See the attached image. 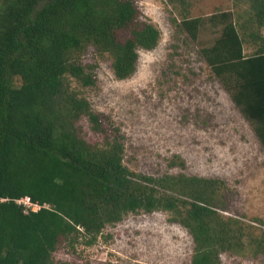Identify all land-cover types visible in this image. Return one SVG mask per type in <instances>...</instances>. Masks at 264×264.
<instances>
[{
  "label": "trees",
  "instance_id": "1",
  "mask_svg": "<svg viewBox=\"0 0 264 264\" xmlns=\"http://www.w3.org/2000/svg\"><path fill=\"white\" fill-rule=\"evenodd\" d=\"M242 1L245 20L213 15L219 35L200 54L264 148V0ZM3 2L0 264H67L54 261L61 246H92L127 215L157 211L191 235V264H218L219 252L244 246L264 253V230L245 242L251 226L222 214L223 182L131 172L120 129L71 89V81L81 89L95 85L96 64L83 61L90 49L107 56L114 77L124 80L136 71L138 51L158 45L160 31L139 19L133 0ZM203 23L183 18L179 28L196 41ZM82 118L95 141L84 137ZM25 197L48 208L24 213L16 201Z\"/></svg>",
  "mask_w": 264,
  "mask_h": 264
},
{
  "label": "rangeland",
  "instance_id": "2",
  "mask_svg": "<svg viewBox=\"0 0 264 264\" xmlns=\"http://www.w3.org/2000/svg\"><path fill=\"white\" fill-rule=\"evenodd\" d=\"M139 19L160 31L158 45L139 50L134 74L117 80L107 56L92 49L85 63H95V85L71 89L94 113L110 119L123 136V164L134 173L152 176H195L223 182L222 214L249 225L243 241L264 230V148L252 125L204 62L200 49L219 33L213 15L233 13L245 20L242 0H133ZM4 4L0 0V6ZM2 12V11H1ZM0 12V13H1ZM204 20L196 41L179 27L183 18ZM216 17V16H215ZM247 55L253 48L245 45ZM88 141L97 137L86 118L79 122ZM168 194L175 195L171 192ZM163 211L129 214L107 226L92 246L74 251L61 246L54 261L67 264H191L194 243L181 225ZM263 221V223L259 222ZM218 264H264V253L249 246L221 251Z\"/></svg>",
  "mask_w": 264,
  "mask_h": 264
},
{
  "label": "built area",
  "instance_id": "3",
  "mask_svg": "<svg viewBox=\"0 0 264 264\" xmlns=\"http://www.w3.org/2000/svg\"><path fill=\"white\" fill-rule=\"evenodd\" d=\"M17 204L22 205L24 207L23 212L28 213L29 211H38L41 207L48 208L47 205H39L37 203H32L28 197L22 198L16 201Z\"/></svg>",
  "mask_w": 264,
  "mask_h": 264
}]
</instances>
